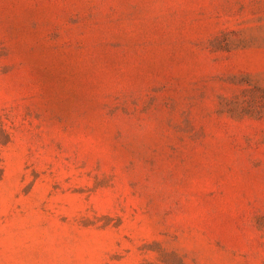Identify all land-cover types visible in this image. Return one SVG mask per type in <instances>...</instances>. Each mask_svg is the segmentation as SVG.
<instances>
[{"label":"rangeland","instance_id":"obj_1","mask_svg":"<svg viewBox=\"0 0 264 264\" xmlns=\"http://www.w3.org/2000/svg\"><path fill=\"white\" fill-rule=\"evenodd\" d=\"M0 264H264V0H0Z\"/></svg>","mask_w":264,"mask_h":264}]
</instances>
